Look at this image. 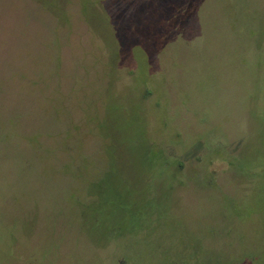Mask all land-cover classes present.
<instances>
[{"label": "rangeland", "instance_id": "1", "mask_svg": "<svg viewBox=\"0 0 264 264\" xmlns=\"http://www.w3.org/2000/svg\"><path fill=\"white\" fill-rule=\"evenodd\" d=\"M0 264H264V0H0Z\"/></svg>", "mask_w": 264, "mask_h": 264}, {"label": "trees", "instance_id": "2", "mask_svg": "<svg viewBox=\"0 0 264 264\" xmlns=\"http://www.w3.org/2000/svg\"><path fill=\"white\" fill-rule=\"evenodd\" d=\"M169 192L167 193L166 190L162 189L161 191L157 192L154 194V192H152V194L149 196H147V200L150 201L153 204V219L152 220H147V222L145 221H141V223H139V226L133 229H123L119 231L118 236L114 237H110L108 238L106 241L103 242H109L112 240H115L119 237H125V236H129L130 235H138L140 233H147V234H155L159 228L162 226L163 221L166 219L167 217V212L170 211L171 209V201L168 197ZM169 209V210H168ZM168 210V211H167Z\"/></svg>", "mask_w": 264, "mask_h": 264}]
</instances>
